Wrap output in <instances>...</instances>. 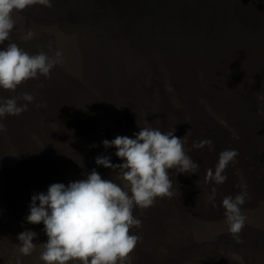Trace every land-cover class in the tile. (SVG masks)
Returning <instances> with one entry per match:
<instances>
[{
	"label": "rangeland",
	"instance_id": "rangeland-1",
	"mask_svg": "<svg viewBox=\"0 0 264 264\" xmlns=\"http://www.w3.org/2000/svg\"><path fill=\"white\" fill-rule=\"evenodd\" d=\"M134 1L139 5L134 2L132 10L125 5L121 11L130 28L126 46L134 49L133 56H118L115 46H106L112 22H118L108 0H69L67 7L66 0H52L51 8L37 4L13 12L14 30L0 50L16 43L31 55L43 52L59 62L48 77L29 79L15 91L0 89V101L15 97L18 104H27L21 114L0 118L6 127L0 133V264H44V225L26 222L31 196L46 193L53 183L67 186L85 179L93 169L124 187L118 171L97 165L95 158L107 155L111 163H123L116 149H105L102 141L118 135L134 138L143 127L162 133L174 127L173 134L182 138L186 154L200 170L187 174L170 169L175 194L157 197L147 209L134 208L141 227L130 231L141 239L125 264H264V111L254 109L252 118L248 111L238 113L225 105L219 91L214 98L205 93L210 86H195L196 74L190 69L176 67V76L144 62L147 47L135 45L138 38L130 37L157 31V26L146 25L149 17L161 16L160 7L177 11L174 3L181 0ZM213 2L204 7L211 16L199 15L195 28L209 17V24L222 31L212 16L219 15ZM179 10L189 14L176 13L198 17L194 8ZM29 31L35 35L25 40ZM247 72L252 77L264 74L257 67ZM234 85L241 94H249L244 83ZM25 93L34 101H24ZM202 140L212 141L211 150L194 147ZM233 149L239 154L224 173L226 181H206V170H215L219 153ZM242 183L248 196L241 206L246 222L240 233L243 242L238 243L229 231L222 199L244 191ZM213 187L215 206L209 201ZM25 230L37 233L36 248L27 256L19 252L17 238Z\"/></svg>",
	"mask_w": 264,
	"mask_h": 264
},
{
	"label": "clouds",
	"instance_id": "clouds-1",
	"mask_svg": "<svg viewBox=\"0 0 264 264\" xmlns=\"http://www.w3.org/2000/svg\"><path fill=\"white\" fill-rule=\"evenodd\" d=\"M37 4L53 6L52 0H0V44L9 40L14 30L13 12ZM34 35L29 31L24 39L29 40ZM56 56L60 57L61 53L57 52ZM58 62L43 52L31 55L16 43H9L0 50V89L15 91L29 79L48 77ZM22 99L30 103L35 97L25 93ZM26 110L27 104H18L15 97L0 101V118L16 116ZM4 131L6 127L0 123V133ZM174 131V127L167 133L143 127L134 138L118 135L111 141H102L105 149H116L115 156L123 163L113 164L107 155L97 156L95 163L118 171L124 187L111 179H103L93 169L85 179L67 186L53 183L46 193L31 196L26 222L44 225L47 242L42 243L40 254L44 264H125L130 260L141 239L130 231L141 227V221L133 215L134 208L147 209L154 205L157 197L171 198L175 194L170 169H175L176 173H199V165L186 154L182 138L176 137ZM205 146L211 150L212 141L202 140L194 145L196 148ZM238 154L234 149L219 153L215 170H206V181L223 184L227 179L224 173ZM246 187L242 183L244 191L222 199L229 231L238 243L243 242L240 233L246 222L241 211L248 196ZM211 193L209 201L215 206V187ZM36 235L30 230L18 235L22 255H30L35 250L33 238Z\"/></svg>",
	"mask_w": 264,
	"mask_h": 264
},
{
	"label": "water",
	"instance_id": "water-1",
	"mask_svg": "<svg viewBox=\"0 0 264 264\" xmlns=\"http://www.w3.org/2000/svg\"><path fill=\"white\" fill-rule=\"evenodd\" d=\"M66 1L67 7L69 0ZM213 1H217L215 8L219 15L212 16L222 31H218L216 25L209 24L211 21L209 17H204L203 26L195 28L194 21H197L199 15L211 16L204 7L214 4ZM108 2L113 16L118 17V22H112L110 41L106 42V46H115L113 51L118 56L125 54L133 56L134 49L126 46L130 42L128 38L130 28L123 23L121 11L125 5L132 10L136 1L128 0L127 3H123L120 0H108ZM165 3L167 2L163 4ZM136 5L139 4L136 2ZM174 5L177 11L175 9L167 11L160 7L161 16L149 17L146 25L157 26V31L146 32L143 37H130L138 38L135 45L145 44V48L147 47L144 62L158 71L170 70L176 76L178 71L176 67L190 69L196 74L193 82L195 86L199 84L202 87L210 86V90L207 89L205 93L213 95L214 98L219 91L225 105L238 113L248 111L249 117L252 118L255 116L252 112L254 109L264 111V89L260 91L264 86L255 83L264 82V74L261 76L254 74L252 77L247 72L252 71V67L260 68L264 72V0H181ZM179 8H194L198 12V17L193 19L191 15L178 14L176 12H188ZM66 15L69 20L68 9ZM182 20L186 22L185 25H181ZM155 46L158 48L153 49ZM240 64L243 66H239ZM234 70L238 72L233 74ZM234 82L244 83L249 94H241L239 84L234 85ZM234 90L238 91V95ZM253 92L255 94L252 98ZM228 98L231 99V103L225 101L229 100Z\"/></svg>",
	"mask_w": 264,
	"mask_h": 264
}]
</instances>
